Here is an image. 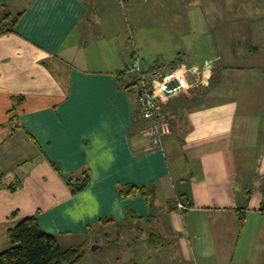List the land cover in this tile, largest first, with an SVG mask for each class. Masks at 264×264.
Here are the masks:
<instances>
[{"label": "crops", "instance_id": "0c3cea01", "mask_svg": "<svg viewBox=\"0 0 264 264\" xmlns=\"http://www.w3.org/2000/svg\"><path fill=\"white\" fill-rule=\"evenodd\" d=\"M147 1L0 0L17 18L0 33V252L36 215L63 247L85 251L119 224L138 236L142 221L141 249L156 247L161 264H264V6L177 0L199 19L176 43L192 35L207 51L149 64L194 71L188 90L158 98L167 130L154 148L127 89L120 13ZM85 172L73 193L66 178Z\"/></svg>", "mask_w": 264, "mask_h": 264}, {"label": "rangeland", "instance_id": "374dc122", "mask_svg": "<svg viewBox=\"0 0 264 264\" xmlns=\"http://www.w3.org/2000/svg\"><path fill=\"white\" fill-rule=\"evenodd\" d=\"M237 2L236 7L240 6V11H248L255 4L264 6V0ZM188 10V7L179 4L177 0L174 3L168 0L155 4L149 0L142 4L122 5L120 13L130 25V51L147 64L159 62L166 65L176 56L190 60L206 54L207 50L201 45L199 51H193L192 38L195 36L186 34L181 44L176 43L178 39L174 36L186 28L182 24L189 21L195 23L199 19L197 14L189 13ZM126 76L130 77L129 73ZM136 223V226L145 227L143 232L138 231V236L133 235L135 233L130 234L126 225L120 224L109 228L106 236H95L93 243L86 244L85 256L76 264H161L156 247L141 249L145 246L144 242L150 229L142 221Z\"/></svg>", "mask_w": 264, "mask_h": 264}, {"label": "trees", "instance_id": "16d2710c", "mask_svg": "<svg viewBox=\"0 0 264 264\" xmlns=\"http://www.w3.org/2000/svg\"><path fill=\"white\" fill-rule=\"evenodd\" d=\"M17 18L10 14L0 15V33L12 31ZM132 82L127 89L134 93ZM89 175L87 172L80 178L74 179L67 177L66 183L73 193L81 191L88 183ZM136 186H128L126 194L134 195L137 193ZM184 205L191 203L184 202ZM110 219H103L100 223L105 224ZM153 236V235H152ZM9 247L0 252V264H76L84 256L85 251L79 246L63 247L59 239L47 233L40 225L36 215H31L21 219L14 227L7 230ZM153 241L154 238L148 239Z\"/></svg>", "mask_w": 264, "mask_h": 264}, {"label": "built area", "instance_id": "2783aa9c", "mask_svg": "<svg viewBox=\"0 0 264 264\" xmlns=\"http://www.w3.org/2000/svg\"><path fill=\"white\" fill-rule=\"evenodd\" d=\"M128 72L133 76L132 89L135 92L139 113L146 123V134L154 148L162 146L167 127L159 97L182 93L192 85L187 74L194 72L186 66L168 69L165 65L151 66L134 53L129 62ZM179 207L183 205L178 203Z\"/></svg>", "mask_w": 264, "mask_h": 264}]
</instances>
